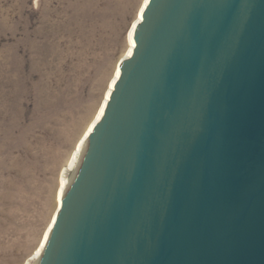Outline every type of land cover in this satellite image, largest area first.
Instances as JSON below:
<instances>
[{"label":"water","instance_id":"water-1","mask_svg":"<svg viewBox=\"0 0 264 264\" xmlns=\"http://www.w3.org/2000/svg\"><path fill=\"white\" fill-rule=\"evenodd\" d=\"M37 264H264V0H148Z\"/></svg>","mask_w":264,"mask_h":264},{"label":"rangeland","instance_id":"rangeland-1","mask_svg":"<svg viewBox=\"0 0 264 264\" xmlns=\"http://www.w3.org/2000/svg\"><path fill=\"white\" fill-rule=\"evenodd\" d=\"M142 1L0 0V264H34Z\"/></svg>","mask_w":264,"mask_h":264},{"label":"bare ground","instance_id":"bare-ground-1","mask_svg":"<svg viewBox=\"0 0 264 264\" xmlns=\"http://www.w3.org/2000/svg\"><path fill=\"white\" fill-rule=\"evenodd\" d=\"M147 1L148 0H143L142 1L139 10L136 13V17L133 20V22L131 23V26H130V28L128 30V35H127L128 47H127V49H126V51H125V53H124V55L122 57L131 55L133 53V47L136 44V41H135V38H134V29H135L136 24L138 23V21L143 16V9H144ZM120 71H121V68H120V65L118 63L117 66L115 67L113 76H112L110 82L108 83V87H107V89H106V91L104 93L103 99H102V101H101V103H100V105H99V107H98V109L96 111V114H95L94 118L87 125L84 133L82 134V136L77 141L74 150L71 152V154H70V156L68 158L67 164H66V166H65V168L63 170V174L60 177V182H59V186H58V189H57L56 209L53 212V214H52V216L50 218V221H49L47 227L45 228V230H44V232L42 234V237H41L39 245L36 247V249L34 250V252L32 254V259L34 260V264L38 263V261L40 260L42 254H43V251H44V249H45V247L47 245V242H48V240L50 238V234H51V231H52L53 223L56 220L57 209L62 204V198L66 194L67 190L70 187L69 185L72 182V179L71 178L69 179L67 177V175H65L64 173L67 170H69V169H76V167L79 168V166L81 164V161H82V158L84 156V153L86 151L87 145H88V138L87 137H88L89 133L93 130L96 121L98 119H100L101 116L103 115L104 109L106 107L107 99L110 97L111 90L114 87V83H115L116 78L120 75Z\"/></svg>","mask_w":264,"mask_h":264}]
</instances>
